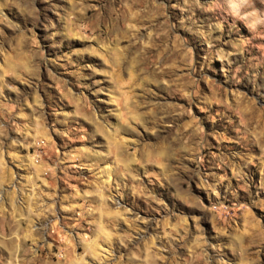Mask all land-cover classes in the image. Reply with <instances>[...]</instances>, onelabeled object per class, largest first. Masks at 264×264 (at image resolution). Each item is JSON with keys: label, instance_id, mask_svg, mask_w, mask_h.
I'll return each instance as SVG.
<instances>
[{"label": "rangeland", "instance_id": "rangeland-1", "mask_svg": "<svg viewBox=\"0 0 264 264\" xmlns=\"http://www.w3.org/2000/svg\"><path fill=\"white\" fill-rule=\"evenodd\" d=\"M0 264H264V0H0Z\"/></svg>", "mask_w": 264, "mask_h": 264}]
</instances>
